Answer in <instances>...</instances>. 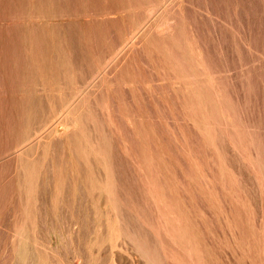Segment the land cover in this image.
<instances>
[{
    "label": "rangeland",
    "instance_id": "374dc122",
    "mask_svg": "<svg viewBox=\"0 0 264 264\" xmlns=\"http://www.w3.org/2000/svg\"><path fill=\"white\" fill-rule=\"evenodd\" d=\"M168 202L187 264H264V0H0V264H70L80 205Z\"/></svg>",
    "mask_w": 264,
    "mask_h": 264
},
{
    "label": "bare ground",
    "instance_id": "6f19581e",
    "mask_svg": "<svg viewBox=\"0 0 264 264\" xmlns=\"http://www.w3.org/2000/svg\"><path fill=\"white\" fill-rule=\"evenodd\" d=\"M186 1V0H185ZM174 10V9H173ZM172 11V10H171ZM166 12V11H165ZM160 17V16H159ZM57 18V17H56ZM60 18H63V16H61ZM161 18V17H160ZM52 19V18H51ZM63 19H66V18H63ZM175 19V18H173ZM58 20V19H57ZM171 21V20H170ZM70 22V21H69ZM72 22V21H71ZM63 21L61 23V25H63ZM159 23V22H158ZM45 24V23H44ZM58 24V23H56ZM167 24V23H166ZM54 25V24H53ZM60 25V26H61ZM156 25V24H155ZM50 26V25H49ZM57 26V25H56ZM154 26V25H153ZM59 27V26H58ZM57 27V28H58ZM64 27V26H63ZM168 28V27H167ZM168 30V29H167ZM179 42V41H178ZM136 46V45H135ZM132 51V50H131ZM64 58V57H63ZM124 58V57H123ZM118 59V58H117ZM65 61V60H64ZM67 61V60H66ZM112 61V60H111ZM95 80V79H94ZM98 82V81H97ZM102 82V81H101ZM100 84V82H99ZM100 85H103L100 84ZM99 85V86H100ZM178 85V84H177ZM96 86V85H95ZM97 86V87H99ZM88 97V96H87ZM76 109V108H75ZM138 129V128H137ZM67 139V138H66ZM68 140V139H67ZM99 147V146H98ZM102 148V147H100ZM70 149V148H69ZM74 149V148H72ZM71 149V150H72ZM95 149V148H93ZM92 149V150H93ZM70 150V151H71ZM86 150V149H85ZM98 150V149H97ZM96 151V149H95ZM66 152H68L66 150ZM102 152V151H100ZM71 153V152H70ZM89 153V152H88ZM99 153V152H97ZM93 154V153H91ZM100 154V153H99ZM101 155V154H100ZM101 157V156H100ZM98 160V159H96ZM98 161H101L100 159ZM104 162V161H103ZM108 163V162H107ZM104 166V165H103ZM102 166V167H103ZM106 167V166H105ZM109 167V166H108ZM33 170V169H32ZM54 170V169H53ZM32 172V171H31ZM54 172V171H53ZM32 183V182H31ZM28 185V184H27ZM105 190V189H104ZM108 190V189H107ZM96 191V190H95ZM101 191V190H99ZM98 191V192H99ZM111 191V190H110ZM109 191V192H110ZM109 192H105V193H109ZM114 192V190H113ZM118 192H121V191H118ZM149 192V191H148ZM57 193V192H56ZM93 193V192H92ZM90 192V195L92 194ZM96 193V192H95ZM112 193V192H110ZM109 193V195H110ZM170 193V192H169ZM89 194V193H88ZM98 194V193H96ZM101 194V193H100ZM113 194V193H112ZM123 193H119V195H122ZM148 194V193H147ZM153 194V193H152ZM31 195V194H29ZM61 195V193H60ZM75 196V194H73ZM72 195V196H73ZM82 195V194H81ZM87 194L84 193V196ZM109 195H108V198L106 197V200L109 199ZM115 196V193L113 194ZM113 195H110L112 196L113 200L116 198L114 197ZM128 195V194H127ZM134 195V194H132ZM159 195V194H158ZM83 196V195H82ZM83 196V199L85 198V203L88 202L89 199L91 198H86ZM95 196V194H94ZM100 196V195H99ZM156 196L155 198L153 199H158L157 197V194L154 195ZM173 196V195H172ZM29 197V196H28ZM58 197V196H57ZM76 197V196H75ZM123 197V196H122ZM128 197V196H127ZM142 197V196H141ZM54 198V197H53ZM95 198V197H94ZM97 198V196H96ZM111 198V199H112ZM81 198H79L80 200ZM98 199V198H97ZM159 199L162 202V198H160V195H159ZM167 199V198H166ZM95 201V199H93ZM91 201L92 203L94 201ZM99 200V199H98ZM113 200H110V201H113ZM117 200V199H116ZM149 200V199H148ZM81 201H84V200H81ZM90 201V200H89ZM100 201V200H99ZM109 201V200H108ZM133 201V200H132ZM152 202V205H153V201L150 200ZM149 201V202H150ZM158 202H160L159 200H157ZM110 203V202H109ZM155 203V202H154ZM169 203V202H168ZM97 204V203H95ZM113 204V203H112ZM80 205V204H79ZM87 205V204H86ZM89 205H93V204H89ZM88 205V206H89ZM103 205V204H101ZM115 206L111 207V208H108V209H105L103 206V210L100 209V207L96 209L95 213L94 212H91L93 210H90V207L88 206H85V205H80L78 206V208H76V212H73L72 214V217L73 220L71 222H68V227L69 230L68 232H65L66 236L70 237V235H75V238H77V241L78 242H81V244H78L75 246V248L73 249V246L72 248L69 249V251L71 249H73L72 251H70L72 254L69 255L70 257H72L70 259V261L72 260V262L70 264H103V263H98L99 261L96 259L95 257V251H94V248H86V246L84 245L85 244V241L88 239V237L90 238V236H92L93 234H98L99 232H101L102 234H106V236L108 237L109 239V242L111 244V246L115 249H119V254H115L116 252H114V249H112V259H109L111 260V262L109 264H184L187 262H184L183 261V258L182 256L185 254H183L182 256H180L182 253H180L179 250H181L182 248H185V245L184 247H182V243L185 244L183 241H184V238L187 239V241L189 242L190 244V247L193 248L194 250L196 249L197 250V246L194 242V240L192 239V233L187 234V231L185 230V227H190L191 225H195V224H192L193 222H191V218L189 220L190 224L191 225H188L189 223L186 222L187 220L185 218H182V216H180L181 214V210L176 208L175 205H171L170 206V203L169 205H164V204H156L154 209H153V214L149 213L148 215H154L156 221H150V220H143L140 215L142 213L143 210H147L145 209L144 207H140V208H134L135 206L137 207L138 205L140 206V204H134L133 203V206L132 207L131 205H124V204H114ZM150 205V206H152ZM31 206V205H30ZM138 206V207H139ZM174 206V207H173ZM24 207V206H23ZM75 208V207H74ZM34 210V209H33ZM183 210V209H182ZM185 210V209H184ZM29 212V211H28ZM31 212V211H30ZM25 213H26V210H25ZM186 213V212H185ZM188 213V211H187ZM93 214V216H92ZM184 214V213H183ZM190 215V214H189ZM186 216V215H185ZM25 217V215H24ZM26 217H27V214H26ZM93 217H98V218H102V219H106L105 221L104 220H100V221H97V224H101L103 221L105 222V226L106 228H104L103 225H100L102 228L104 229H101V227L99 226V230L98 231H94V229L92 228L93 225L95 224L93 221H92V218ZM133 218H137L136 220H134ZM127 219V220H126ZM23 220V219H22ZM30 220V219H29ZM94 220V219H93ZM186 220V221H185ZM185 221V222H184ZM30 222V221H29ZM26 223V222H25ZM188 223V224H187ZM195 223H197L195 221ZM30 224V223H29ZM66 224V225H67ZM198 224V223H197ZM197 224L195 226H197ZM65 225V226H66ZM127 225H130V228H128ZM188 225V226H187ZM31 226V224L29 225ZM62 226H63V223H62ZM192 226H191V230L192 229ZM193 226V227H195ZM97 227V226H96ZM59 229H60V226H59ZM64 230L65 227L63 228ZM189 229V230H190ZM93 230V231H92ZM97 230V229H96ZM190 230V231H191ZM166 235L164 239H161V237L159 236V233L162 232ZM59 232H61L59 230ZM58 232V233H59ZM146 232H151V234H154L155 235V239L153 238V240H150L146 235L147 233ZM60 234V233H59ZM151 234L149 235L150 238H151ZM196 234V233H195ZM201 234V233H200ZM188 235V236H187ZM198 235V234H196ZM63 236V235H62ZM61 236V237H62ZM105 236V235H104ZM102 237L105 239V237ZM162 236V234H161ZM14 237V236H13ZM63 238V237H62ZM101 238V239H102ZM194 238V237H193ZM91 239H93L91 237ZM91 239H89V241H91ZM98 240L96 242H98L100 239L97 238ZM21 240H23L21 238ZM63 240H67V238H63ZM209 240V239H207ZM27 241V240H26ZM31 241V240H30ZM69 241V240H68ZM88 241V240H87ZM93 241V240H92ZM105 241V240H104ZM103 241V244H105ZM205 241V240H204ZM32 242V241H31ZM71 242V240L69 241ZM25 243V242H24ZM91 243V242H90ZM92 243H95V242H92ZM99 243V242H98ZM97 243V244H98ZM17 244V243H16ZM26 244V243H25ZM107 244V243H106ZM229 244V243H228ZM21 245V244H20ZM23 245V244H22ZM21 245V246H22ZM88 245V247H90V245L92 244H86ZM188 245V243L186 244ZM211 245V244H210ZM208 245V246H210ZM19 246V245H18ZM26 246V245H25ZM205 246L204 244L202 245V247ZM102 247V246H101ZM189 247V246H188ZM201 247V248H202ZM21 248V247H20ZM26 247H24L25 249ZM96 248H99V247H96ZM106 248H109L107 245H106ZM205 248V247H203ZM89 249V250H88ZM132 249V250H131ZM188 249V248H186ZM206 250H208L207 248H205ZM204 249V250H205ZM102 250H106L105 248H103ZM110 250V249H109ZM130 250L134 252H137L135 255H137V258L133 257V254L134 252L130 253ZM183 250V251H182ZM181 251L184 252L186 251L185 249H182ZM22 251V250H21ZM202 251V250H201ZM200 251V252H201ZM20 252V251H19ZM98 252V251H97ZM209 252V250L207 251ZM212 253V251H210ZM27 253V252H26ZM107 253V252H106ZM105 253V255H106ZM178 253V254H177ZM180 253V254H179ZM186 253V252H184ZM108 254V253H107ZM202 254V253H201ZM208 254V253H207ZM207 254H204L207 256ZM22 255H25V254H22ZM27 255V254H26ZM68 255V254H67ZM97 255V254H96ZM98 255H101L100 254V251L98 252ZM134 255V256H135ZM203 255V254H202ZM203 255V256H204ZM210 255V254H209ZM212 256L214 255L213 253L211 254ZM104 256V255H103ZM194 256V263L196 264L197 263V260H198V255H197V251H196V255L193 254ZM201 256V257H203ZM68 257V256H67ZM205 257V256H204ZM190 258V257H189ZM211 258V257H208V259ZM68 259V258H67ZM214 259V258H213ZM69 260V259H68ZM215 260V259H214ZM213 260V261H214ZM68 261V262H70ZM98 261V262H96ZM104 261V260H103ZM205 264V260L203 258L202 260ZM207 261V260H206ZM101 262V260H100ZM209 262V261H207ZM107 263V262H105ZM193 263V264H194Z\"/></svg>",
    "mask_w": 264,
    "mask_h": 264
}]
</instances>
